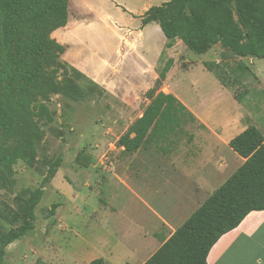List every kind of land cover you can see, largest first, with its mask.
Masks as SVG:
<instances>
[{
    "label": "rangeland",
    "instance_id": "1",
    "mask_svg": "<svg viewBox=\"0 0 264 264\" xmlns=\"http://www.w3.org/2000/svg\"><path fill=\"white\" fill-rule=\"evenodd\" d=\"M99 4L98 7L111 15L104 21L72 2L68 8L66 24L78 19L83 10L77 31L82 45L73 49L72 56L79 57L88 68L99 57L115 63L120 47L118 34L130 28L137 35L140 26L138 21L122 16L120 8H115L110 0H99ZM61 20L59 17L54 23L53 19H43L37 24V27H45L48 34L53 29L50 37L58 44L55 42L56 48L42 61L33 83L5 99L9 124L0 129V243L5 233L22 224L23 201L37 190H41L42 196L34 209V230L7 245L4 264H75L91 254L104 253L105 227L102 222L98 227L92 225L100 222L99 210L113 207L110 195L120 191L122 179L127 181L129 175L136 179L135 160L167 155L169 139L184 138V135H168L155 142H142L136 152L124 151L120 138L134 136L130 126L161 88L163 73H159L155 86L147 91L140 94L125 91L124 99L113 95L65 57L66 45L57 39L66 24L54 29ZM215 48L202 54L188 50L187 58L214 59ZM185 57L183 53L179 71L187 67ZM256 60L257 75L264 81V58ZM204 72L206 87L215 93L206 97L205 108L213 104L231 109L225 93L216 98L220 93L212 85L213 74ZM201 77L202 74L199 79ZM180 78L176 93L184 102V94L189 89L184 71ZM247 79L245 86L249 90L259 86L252 76ZM246 88L238 87L236 97L248 92ZM214 98L216 101H211ZM243 105L247 111L259 114L264 111V95L252 93L251 100L247 99ZM183 116L180 126L198 125ZM149 184L147 187L155 185L154 182ZM152 201L157 206L163 203L157 198ZM54 204L58 205L53 209ZM74 205L80 208L77 213L73 211ZM58 257L63 260L56 263Z\"/></svg>",
    "mask_w": 264,
    "mask_h": 264
},
{
    "label": "crops",
    "instance_id": "2",
    "mask_svg": "<svg viewBox=\"0 0 264 264\" xmlns=\"http://www.w3.org/2000/svg\"><path fill=\"white\" fill-rule=\"evenodd\" d=\"M95 1L70 0L74 6L86 8L94 18L104 21L111 17L107 11L97 6L100 5L99 0ZM110 1L115 8H120L118 11H121L122 16L140 24L137 35L130 28L124 34H118L120 47L115 63L109 62L106 57H99L88 68L79 57L72 56L73 49L76 50L77 46L82 45L78 42L81 39L77 31L83 10H80L78 19L67 22L57 39L66 45L65 57L98 86L122 99L125 91L140 94L141 91L154 87L159 73L167 66L164 78L161 79L162 89L157 93L175 96L185 107L186 117L198 125L170 126L152 132L143 141L149 143L165 139L168 135H184L181 139L174 136L169 139L166 144L167 155L135 160L136 179L133 180L131 175L127 181L122 179L120 191L110 195L113 207L99 210L100 222L92 224L98 227L102 222V227H105L104 253L91 254L88 259H80L75 264H88L97 258H102L104 264H144L245 161V158L230 147L229 141L249 125L257 127L264 135V111L259 114L252 113L243 105L247 99L251 100L252 93L264 95V87H261L264 81L258 77L259 69L255 66L258 63L257 58H225L222 56L223 49L216 44L213 45L216 47L213 51L214 59L190 60L187 58L190 49L181 39H166L157 22L143 23L145 13L151 7L169 0ZM183 53L186 54L184 62L187 67L179 71ZM210 62L214 63L212 70L205 65ZM240 65L248 70L234 73ZM182 71L189 83L184 102L176 93ZM204 71L213 74L212 85L220 93L216 98L225 93L231 109L225 110L224 107L213 104L206 105L205 108L206 97L215 93L210 87H206ZM201 74L203 77L199 79ZM249 76L256 79L259 85L253 86L252 90L245 86L249 82ZM240 86L249 91L236 97L235 91ZM211 101L216 100L214 98ZM157 176L158 180L153 181ZM153 182L155 185L147 187ZM160 185L166 188H160ZM155 187L158 190H154ZM153 198L160 199L163 203L160 206L156 203L154 205ZM73 207L76 213L80 210L76 205ZM74 229H71L72 234L77 230ZM261 239L264 240V210L251 211L237 227L216 241L208 252L207 264H264V241ZM61 260L63 259L58 257L56 263Z\"/></svg>",
    "mask_w": 264,
    "mask_h": 264
},
{
    "label": "trees",
    "instance_id": "3",
    "mask_svg": "<svg viewBox=\"0 0 264 264\" xmlns=\"http://www.w3.org/2000/svg\"><path fill=\"white\" fill-rule=\"evenodd\" d=\"M69 3L70 0H0V129L9 124L5 99L27 89L42 61L56 48L55 39L50 37L53 29L48 34L45 27L37 24L43 19H53L55 23L62 17L54 29L64 26ZM148 22H157L166 39L179 38L195 53L218 44L225 58H264V0H169L145 13L143 23ZM205 65L209 70L214 67L213 62ZM246 69L240 65L233 72L243 73ZM166 70L167 66L161 71L162 79ZM184 113L185 107L175 96L158 92L130 126L134 136H122L120 144L126 152H134L152 132L179 126ZM229 145L245 161L144 264H207L208 252L223 234L237 227L251 211L264 210V135L249 125ZM41 196V190H37L23 201L22 224L1 239L0 264H4L7 245L34 230V209ZM88 264L104 261L97 258Z\"/></svg>",
    "mask_w": 264,
    "mask_h": 264
}]
</instances>
